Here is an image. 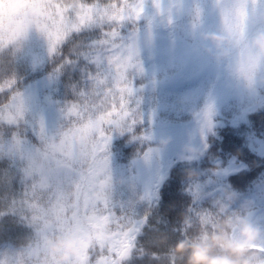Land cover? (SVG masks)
Listing matches in <instances>:
<instances>
[{"label": "trees", "instance_id": "1", "mask_svg": "<svg viewBox=\"0 0 264 264\" xmlns=\"http://www.w3.org/2000/svg\"><path fill=\"white\" fill-rule=\"evenodd\" d=\"M137 1L129 0L132 4ZM233 1L152 0L156 16L176 6L177 18L163 26L152 22L154 18L133 19L120 28L124 42L136 47L137 67L132 72L129 69L128 80L134 87L132 99L137 124L133 132L113 131L107 148L108 174L98 181L96 189L99 194L107 195L117 215L140 223L135 247L123 264H186V254L174 251L178 242L191 244L215 234L235 240L236 230L244 223L264 236V222L254 221V214L264 208V152L260 151L264 147V83L230 76L235 87L243 85L253 95L238 97L231 92L216 104L213 113L204 115V123L195 121L174 93V78L184 67L181 63L184 57L197 52L220 69L226 59L234 58L239 52L235 46L229 55L220 57L209 51L199 35ZM78 2L92 4L97 0ZM33 8L39 10L42 19L45 8L42 0H0V30L18 23L19 17ZM116 27L119 31V26ZM260 34H264V16L245 30L244 47ZM100 38L99 27L85 28L58 45L54 53L48 50L37 62L21 50L19 40L0 49V87L4 88L0 106L10 96L19 99L29 88L38 89L28 106L22 108L16 123L0 122V246L26 248L35 238V227L23 218L27 213L20 207L32 182L25 171L26 157L42 150L46 143L58 141L72 127L67 111L78 103L81 91L92 89L93 81L88 75L96 67L91 63L89 51ZM147 56L161 63L158 77L144 72ZM126 62L125 57L122 63ZM9 81L13 82L12 89L8 87ZM193 122L198 123L201 131L200 149L173 160L165 169L155 196L146 195L140 183L138 160L145 155L157 159V151L165 147L153 134L164 126H187ZM16 141L24 159L21 151H10ZM12 201L17 202L15 210ZM106 238L103 231L94 232L88 247ZM57 240L51 234H40L42 247L46 253H52V260L57 258L51 250ZM88 247L83 259L71 256L76 264H86ZM244 248V264L264 262V257L255 253L254 248Z\"/></svg>", "mask_w": 264, "mask_h": 264}, {"label": "snow or ice", "instance_id": "2", "mask_svg": "<svg viewBox=\"0 0 264 264\" xmlns=\"http://www.w3.org/2000/svg\"><path fill=\"white\" fill-rule=\"evenodd\" d=\"M42 2L45 4L42 19L39 10L33 8L32 12L23 13L18 23L0 30V49L25 36L34 20L35 26L48 36L52 53L85 28L99 27L101 38L89 51L91 63L96 67L88 75L93 81L92 89L81 91L78 103L67 111L72 127L58 141L52 140L42 150L28 153L26 157L25 171L32 182L20 207L27 213L23 218L35 227V238L23 250L12 253V264H20L22 260L43 264L46 252L40 234L57 231L78 232L86 240L94 232L103 231L107 238L91 243L86 264H123L135 247L139 228L128 216L117 215L107 195L99 194L96 185L108 174L107 148L113 131L133 132L137 124L132 99L134 87L128 80L129 69L132 72L137 67L136 52L133 45L124 42L120 28L128 20L139 19L143 9L129 0H109L103 4L99 0L92 4L78 0ZM246 15L243 9L239 10L232 27L239 49V69L251 77L257 66L264 64V57L243 45ZM125 57L127 62L122 63ZM7 83L12 89L13 82ZM3 91L0 87V93ZM21 115L22 102L18 103L16 96H10L0 106V122L16 123ZM10 151H21L19 141ZM21 158H25L22 151ZM16 207L17 202L12 201V210ZM253 251L264 257V249Z\"/></svg>", "mask_w": 264, "mask_h": 264}, {"label": "rangeland", "instance_id": "3", "mask_svg": "<svg viewBox=\"0 0 264 264\" xmlns=\"http://www.w3.org/2000/svg\"><path fill=\"white\" fill-rule=\"evenodd\" d=\"M134 5H139L143 9L139 19L150 18L154 15V7L151 6L147 1L140 0ZM241 9H243L247 14L244 27L245 30L248 25L252 24L259 16L264 13V0H235L224 13L217 17L216 21L207 24L200 31L201 37L205 33L219 32L222 27V19L225 17H230L231 22L229 23L228 19L226 18L225 27H227L229 31L233 33L232 50L236 46L232 20H234L236 13ZM168 17H159L154 21H161V24L163 25L165 24ZM204 41L207 47L211 49V51L215 52L212 44L207 40ZM48 42V36L41 31L38 33H26V35L20 39V44L23 50L34 59H38L39 56L47 49ZM246 49L253 51L252 44L250 43ZM224 66L227 72L230 75H233L234 78L247 79L256 83L264 82V64L257 66L251 77L241 73L239 69V54L232 60L226 61ZM144 69L151 77H157L159 76L162 67L158 62L151 60L147 62ZM177 89L178 96L185 102V109L197 115V117L203 115L206 112H212L215 108V103L224 99L232 90L237 94L238 97L241 95L251 96L250 93L245 91V89H243L241 86L233 89V84L228 79V76L225 72L220 71L217 67L207 63L197 55L189 57L188 60L185 61V69L178 76ZM34 92L35 90L31 88L23 97L19 98L17 102H22V108L29 104ZM157 136L168 142L166 152H161L159 154L161 161H163V165L169 164L175 158L195 153L200 143L198 138V125H194L185 129H162L157 133ZM190 139H192L193 142H191ZM170 145L176 146L174 147ZM161 165L162 163L160 164L156 162L153 158H145L140 162L141 170L144 173V175L142 174L143 189L145 188L146 194H154V191L162 177ZM256 219L264 220V211L259 212L256 216ZM68 238H71L76 242L75 254H81L87 245V240L78 232L57 231L58 240ZM237 238L238 233L236 235V239ZM244 246L264 249V237L260 236L258 240L250 242ZM21 250L23 249H16L10 245L0 247V261H2V264H12V253H16ZM17 255H19V253ZM51 258L52 253H46V257L44 259L45 262L43 261V264H51ZM20 264H28V261L22 260Z\"/></svg>", "mask_w": 264, "mask_h": 264}, {"label": "clouds", "instance_id": "4", "mask_svg": "<svg viewBox=\"0 0 264 264\" xmlns=\"http://www.w3.org/2000/svg\"><path fill=\"white\" fill-rule=\"evenodd\" d=\"M231 22L230 17L221 21V30L216 33H205L202 38L209 41L218 56L230 54L233 45V33L225 27V20ZM253 52L264 57V34L257 35L251 42ZM211 51V49H209ZM260 233L251 225L242 224L238 238L229 239L225 235L215 234L206 238H199L191 244L180 241L175 245L177 254H186V264H244L242 257L246 255L244 245L258 240ZM76 242L71 239H60L52 244V252L57 254L60 261H66L75 253Z\"/></svg>", "mask_w": 264, "mask_h": 264}]
</instances>
